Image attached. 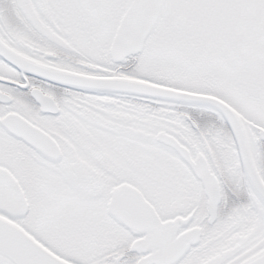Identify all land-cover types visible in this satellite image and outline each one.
Instances as JSON below:
<instances>
[{
  "label": "snow or ice",
  "instance_id": "1",
  "mask_svg": "<svg viewBox=\"0 0 264 264\" xmlns=\"http://www.w3.org/2000/svg\"><path fill=\"white\" fill-rule=\"evenodd\" d=\"M0 264H264V0H0Z\"/></svg>",
  "mask_w": 264,
  "mask_h": 264
}]
</instances>
